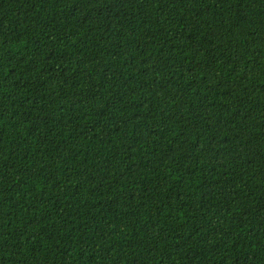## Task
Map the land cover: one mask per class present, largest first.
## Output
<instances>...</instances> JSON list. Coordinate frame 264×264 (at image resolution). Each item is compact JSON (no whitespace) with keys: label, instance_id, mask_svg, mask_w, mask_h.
Listing matches in <instances>:
<instances>
[{"label":"trees","instance_id":"16d2710c","mask_svg":"<svg viewBox=\"0 0 264 264\" xmlns=\"http://www.w3.org/2000/svg\"><path fill=\"white\" fill-rule=\"evenodd\" d=\"M0 264H264V0H0Z\"/></svg>","mask_w":264,"mask_h":264}]
</instances>
